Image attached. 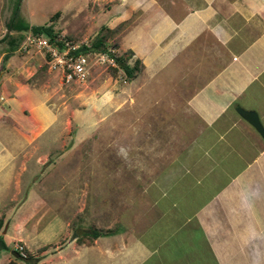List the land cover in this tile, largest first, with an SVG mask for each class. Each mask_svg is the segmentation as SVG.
<instances>
[{
	"label": "crops",
	"instance_id": "0c3cea01",
	"mask_svg": "<svg viewBox=\"0 0 264 264\" xmlns=\"http://www.w3.org/2000/svg\"><path fill=\"white\" fill-rule=\"evenodd\" d=\"M97 1L114 51L142 64L115 96L130 105L131 153L147 174L132 199L142 208L118 229L93 227L91 242L89 227L72 232L75 201L39 145L51 112L10 95L0 115L18 132L0 139V264H264V139L239 114L254 111L264 130V0Z\"/></svg>",
	"mask_w": 264,
	"mask_h": 264
},
{
	"label": "rangeland",
	"instance_id": "374dc122",
	"mask_svg": "<svg viewBox=\"0 0 264 264\" xmlns=\"http://www.w3.org/2000/svg\"><path fill=\"white\" fill-rule=\"evenodd\" d=\"M99 2L88 1L86 5L84 0H0V103L4 104L10 95L32 103L42 99L50 110L54 122L40 136L48 141L39 145L41 151L51 152L44 164L54 161V170L58 171L53 172H59L62 195L75 201L76 214L69 223L72 232L80 231L79 225L98 226L106 232L118 229L133 207L142 208L132 206V199L147 181L146 173L136 171L137 157L131 153L132 112L127 102L119 104L115 98L128 79L117 70L113 73L105 66H95L86 80L62 83L59 74L44 65L39 51L20 50L19 43L10 46L9 38H16L18 33L11 31L7 22L15 7L17 16L28 25L50 24L66 39L89 40L100 30L98 15L106 4ZM55 11L57 15L49 20ZM113 35L106 40L105 48L116 46ZM29 115L28 109H21L22 122ZM10 119L0 115V139L9 141L17 134V126ZM141 133L145 137L144 129ZM11 143H17L16 139ZM141 161L146 164L145 158ZM42 169L40 166L35 175Z\"/></svg>",
	"mask_w": 264,
	"mask_h": 264
},
{
	"label": "built area",
	"instance_id": "2783aa9c",
	"mask_svg": "<svg viewBox=\"0 0 264 264\" xmlns=\"http://www.w3.org/2000/svg\"><path fill=\"white\" fill-rule=\"evenodd\" d=\"M87 44L86 39H66L62 34L49 37L42 33L27 31L22 34L18 48L23 51L30 48L39 51L43 55V63L47 69L59 74L60 81L65 84L86 80L91 68L95 66H105L122 72L112 55L114 53L112 47L96 51L79 50ZM122 75L125 76L123 72ZM14 250L20 258L26 256L23 245L15 244Z\"/></svg>",
	"mask_w": 264,
	"mask_h": 264
},
{
	"label": "trees",
	"instance_id": "16d2710c",
	"mask_svg": "<svg viewBox=\"0 0 264 264\" xmlns=\"http://www.w3.org/2000/svg\"><path fill=\"white\" fill-rule=\"evenodd\" d=\"M14 7L12 11V15L9 18L7 22V27L11 31H15L18 33V36L16 38H9V44L11 47H15L20 39H21V32L23 31H31L33 33H42L46 36L49 37H54L57 32L52 29V26L50 24H43V25H28L27 23L23 22L18 16H17V9ZM57 11H55L52 15H50V19L55 17L57 15ZM115 32V28H106L104 26L100 27V30L92 37L91 39L88 40L87 46H82L79 50L80 51H96L99 49H104L106 47V40ZM118 64V67L122 70L124 75L126 76L127 79H131L133 76H135L137 73H139L142 69V64L138 59H135L131 65L126 63L125 57L122 55L117 54L115 51L112 54ZM6 56V55H5ZM112 72L114 73L116 70L114 68H110ZM3 223V217L2 215L0 216V228ZM100 232H98L96 229H89L85 230L84 235L90 237V240L88 242H91V238H94L98 236ZM76 241L79 242L78 236H76ZM0 247L5 248L6 245L4 244L2 240V236H0ZM24 259L26 262H33L31 256H25Z\"/></svg>",
	"mask_w": 264,
	"mask_h": 264
},
{
	"label": "water",
	"instance_id": "95a60500",
	"mask_svg": "<svg viewBox=\"0 0 264 264\" xmlns=\"http://www.w3.org/2000/svg\"><path fill=\"white\" fill-rule=\"evenodd\" d=\"M239 114L241 117L247 120L255 128V130L260 134V136L264 139V130L256 116V113L250 110H239ZM70 145L71 143H69L68 147ZM14 256L17 257L18 254L14 253Z\"/></svg>",
	"mask_w": 264,
	"mask_h": 264
}]
</instances>
